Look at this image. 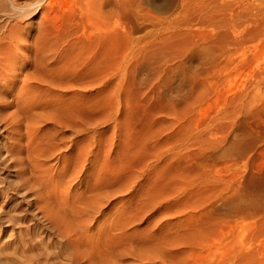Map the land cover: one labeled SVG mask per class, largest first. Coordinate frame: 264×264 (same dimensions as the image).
I'll list each match as a JSON object with an SVG mask.
<instances>
[{"label":"rangeland","instance_id":"obj_1","mask_svg":"<svg viewBox=\"0 0 264 264\" xmlns=\"http://www.w3.org/2000/svg\"><path fill=\"white\" fill-rule=\"evenodd\" d=\"M8 1L0 0V10L10 6ZM36 1L19 0L18 4L26 7ZM54 1L51 6L46 2L31 10H22L29 15H0V27L3 25L0 29V89L5 92L0 94V142L11 141L7 137L12 136L14 141L20 139L26 149L28 142L33 140L30 146L35 161L54 164L56 168L62 165L56 146L63 147L59 141L61 133L70 136L71 132L46 123L48 125L37 139L30 133L33 139L29 141L25 116L35 98L41 103L33 108L34 113L52 111L50 99L33 92L30 85L35 87V79L40 77H37L40 72L35 70L40 61L35 50L38 32L47 29L54 36L59 33L62 40L56 75L64 78V85L75 80L79 85H72V88L62 85L56 89V93L62 96L60 102L69 106L78 104L75 107L82 112L84 108L85 112L92 111V127L104 131L110 138L109 164L116 165L124 153L128 156H125L127 160L123 156L126 180L122 184V197L114 196L110 200L112 209L102 218L107 221V230L111 229L109 234H113V230L115 234L121 220L119 210L125 211V264H160L146 260L140 262L137 257L141 255L168 257L172 264H264V188H261L264 187V28L252 40L247 37L237 50L238 45L230 44L228 52L234 51V55L227 64L222 61L220 67L212 71L211 65L190 57L188 45L195 40L194 32H202L196 36L199 40L205 29L197 20L188 22L192 17L189 13L186 14L189 18L183 15L181 0H126V11L116 8L115 0H107L105 8L118 12L111 16L85 15L88 12L86 0ZM107 25L115 30H108ZM105 29L112 35L111 38L108 36L109 43L101 38ZM188 31H193V35ZM167 36L170 38L164 42ZM106 44L110 45L109 50L105 47L108 54L103 50ZM144 50L153 54V58L143 59ZM160 50L161 54L164 53L162 57ZM190 65L198 67L197 72H194L195 66L191 68ZM172 66L175 67L174 74H169L168 68ZM250 83L254 86L243 102L246 110H241L237 116L233 105L238 99L236 95L240 96L241 90ZM83 84L89 86V93H86V86L84 90L81 88ZM201 90L207 91V95ZM192 91L194 94L199 91L201 96L196 97L198 93L194 96ZM110 93L115 95L108 96ZM3 115L9 116L7 123L1 120ZM14 122L18 124L14 126ZM234 133L239 134L237 138L241 144L231 155H218L221 149L230 145ZM18 155L22 157L21 162L14 158L8 164H0V181L5 177L16 180L21 167H25L29 174L35 173L27 154ZM48 177L61 191L71 185L72 194L86 181L68 184L66 181L71 180L72 175L62 170L50 171ZM236 186L257 197L256 211L254 208L236 211L225 203L222 197L229 188ZM255 192L259 195L256 196ZM119 200L123 203L119 204ZM17 202L14 197L5 207L15 217H19L20 212ZM33 222L36 224L32 230L34 234L45 240L54 239L41 222ZM12 230L6 228V236Z\"/></svg>","mask_w":264,"mask_h":264},{"label":"bare ground","instance_id":"obj_2","mask_svg":"<svg viewBox=\"0 0 264 264\" xmlns=\"http://www.w3.org/2000/svg\"><path fill=\"white\" fill-rule=\"evenodd\" d=\"M86 1L85 3H87L86 8H88V12L86 11L84 13L85 15L86 14L88 15H109L110 14L109 16H111V14L113 13V11L108 10L110 9L109 6H108L109 7L108 9L105 8L106 7L105 3L107 0H86ZM125 1L126 0H115L116 8H118L119 10L124 9V7H126ZM8 2H10V6L4 7L3 10L1 9L0 11H3V12L0 13V15H29V14H25L24 12H22V10L23 11H28L29 9L31 10L32 8H36L38 6L44 5L46 2H48L47 6H51L53 5V2L55 1L54 0H50V1L49 0H37L35 3L28 5L26 7H21L18 4L19 0H9ZM181 3H182L181 11L184 12V14L183 13L182 14L188 15L189 13V15L192 17L190 18V20H188V22L191 21L192 19L194 20V22L197 20V22H200V24L205 29L204 36L199 40H196V36H198V34L202 32L200 31L198 32V34L197 32H194L196 33L195 40H193V42H191L188 45L190 46L189 47L190 57L198 58L200 61L203 62V64L211 65L212 71L213 69L215 70L217 67H220L222 61H225V64H227L228 61L232 58V56L234 55V51L228 52V49H227L230 44L238 45L236 46V50H237L239 47L244 45V42L247 39V37L252 40L253 38H255V35L259 32H262L264 28V0H181ZM11 8H13V10ZM125 9L124 11H126ZM115 12L116 11H114L113 13L114 15L118 13V12L116 13ZM43 15H46V11H43ZM121 15H123V12ZM189 17L187 16L185 18H189ZM188 22L187 21L186 23L184 22L185 25H187ZM2 24H4V22ZM191 25H193V23ZM1 27H3V25ZM106 27L108 30H111V31L115 30V28L114 29L108 28L109 27L108 25ZM112 28H113V25H112ZM171 28L172 27H168L169 30H173ZM122 29H125V28L123 27ZM125 30H123V32ZM125 32H128V31H125ZM192 32L193 31H191L190 33L192 34ZM56 34L57 35L54 36V34L48 31L47 29H42L40 30V32H38L35 50H36L37 55H39L40 61H38L37 66H36L37 69L35 70L37 72H40V75L36 74L37 77L39 76L40 77L38 79L37 78L35 79V84H37L35 87L33 85H30L31 87H33L32 89L33 92H39L40 96L43 94V96H45L46 99H50L49 104L52 107V111L46 114L45 113H42V114L34 113L33 108L38 103H41L38 98H35L34 102L31 105V109L30 107H28L26 112L24 111L25 116L28 121L26 127H27V130L29 131L28 132L29 141H31L33 138L37 139L39 137V133L46 127V125H48L46 123H49L50 125H53L60 130H63V129L69 130L71 132V135L66 136V134L64 133L60 134L59 141L63 143V147L56 146L58 153H60V157L58 158L62 159L61 161L62 165L59 168L58 167L56 168V165L54 164H49V163L39 164L37 160L35 161V159L32 158L33 150L30 144L33 140L31 142H28L26 149L21 144L20 139L14 141V139L11 138L12 136L7 137V139H12L11 141L5 142L6 140H3V142H0V164H8V162L14 158L19 159L21 162L22 157L19 156L18 154L26 153L31 161L32 167L35 170V173L29 174L28 172H26L25 167H21L18 170L19 173H18L16 180H10V178L8 179V177L7 178L5 177L0 181V193L2 195V198L0 200V264H125V257H126L125 244L127 243L126 226L124 225L125 211L123 209L119 210L118 215H119V219L121 220L116 228L117 232L115 234H114V230H113V234H109L110 233L109 231L111 229L109 228L108 229L109 231L107 230L106 228L107 221L105 220L102 221V218L103 217L105 218L110 213L109 209H112L110 207L111 205L110 200L114 196L122 197V194H123L122 184H124L123 181L126 180L124 178V175H125L124 165H126L125 161L127 160L128 156L123 151L124 155L120 153L121 154L120 156L122 155L124 157L127 156L125 157L126 158L125 161L123 160L124 157L122 156L119 158L116 165L114 163H113L114 166L109 164V157H110V154H109L110 146L109 145H111V142L109 144L110 138L107 137L109 135L106 136V133L104 131L96 130V128L92 127V125H94V124H91V122L94 120V119L92 120V118L90 117L91 115L90 112L92 111H89V110L86 111V112H89V114L87 113L88 114L87 115L85 114L86 113L85 108L84 110L81 108L84 111L82 112L81 110L75 107L78 104L75 106H71V105L69 106L67 105L68 103L60 102L62 99V96L56 93V89H60V87L64 85L65 83L64 81H62V79L64 78L61 79L60 77H58V75H56L59 70V64H57L58 62L57 60L60 58L59 49H60V44H61L60 40H62L60 39L59 33H56ZM127 34L125 33L124 35H127ZM108 36L112 37V35L111 34L109 35L106 30V33H104L101 38L104 39L106 42H108L107 41ZM179 36L180 35H178V38H180ZM168 38H170V36L164 37V42ZM186 39H188V37H186ZM192 39H194V36L193 38L191 37L190 41H192ZM104 40H102L103 43H104ZM107 45L108 44H106L104 48L107 47L108 49L110 45L108 46ZM165 46L167 47V45ZM162 47L164 48V46ZM147 49L148 48H146V50ZM186 49H188V47ZM103 50H106V48ZM147 51L144 50V52L146 53L145 54L143 53L144 55L142 58L145 60H150L153 58V54L147 53ZM180 51H183V50L180 49ZM159 52H160L159 54H161V50ZM177 52L175 51V53ZM106 53H107V50H106ZM107 54H106V57L108 56ZM162 54H161V57H162ZM102 57H103V54H102ZM52 61L55 62V65L52 64ZM92 63H94V61ZM154 65L155 64H153V66ZM173 66L168 68L169 74L175 71V67L173 68ZM192 66H195V65H192ZM197 68L195 66L194 70ZM194 72H197V71L195 70ZM24 76L27 77L26 75ZM105 76H108V75H105ZM101 77L103 78L102 75ZM70 83L71 82L69 83L66 82V85L64 86H67V88H72L73 86H77L76 83H78V81L76 82L75 80L74 83L72 84ZM100 83L101 82L97 84L99 85ZM122 83L123 84L121 86L123 87L124 81ZM85 86L83 84L81 88H83L84 90ZM252 86L254 85H251L250 83V86L248 87L246 86L245 90H241L240 96L236 95L238 96L237 100H235L236 97L234 98L233 96L234 98L233 100H235L236 103L239 101V98H240V101H239L240 103H237V104L235 102H234L235 104L233 103V105H235L234 113L237 114V116L241 110H244V111L246 110L243 105V102L244 100H246L247 96L249 95ZM43 87H46V88L42 89ZM88 87L86 86V93L90 92V90H88L89 89ZM177 90H178V87H177ZM199 91H200V88H199ZM4 93H5L4 90L0 89V94H4ZM114 93L116 94V92ZM114 93L112 94L115 95ZM191 93H193V91ZM204 93L205 91L203 92V94ZM206 93H205V96L207 95ZM112 94L110 93L108 96ZM195 94L193 93L194 96ZM105 95L107 94L105 93L103 95L106 98ZM197 95L198 96L196 97L198 98L201 96L199 95V93ZM173 98H174V95H173ZM169 100L170 99H168L167 101L169 102ZM42 104L44 105L45 103H42ZM134 108H132V110ZM86 109H89V107L88 108L86 107ZM127 111H128V108H127ZM133 111L131 112V115L133 114ZM127 115L128 114H126V116ZM3 116L1 117L2 118L1 120L7 123L8 122L7 117L9 116L7 117H5L6 115L4 117ZM139 118H140V115H139ZM235 120L236 119H234V122L236 123ZM10 121L11 120H9V122ZM133 121L134 120H132L131 122ZM18 122H14V126H16ZM6 123L4 125H6ZM232 127L234 126L232 125ZM30 133L32 134L33 138L30 137ZM235 134L236 133H234V136H232L233 138H232L230 145L224 148L223 150L221 149V152H219L218 155L225 156L227 154L229 155L231 152L234 153L233 151L239 146L238 144L241 141L240 138L239 139L237 138L238 137L237 135L239 134H236V135ZM235 153L236 155H238L237 154L238 152H235ZM57 170H62V172L67 171L71 173L72 179L69 181L68 180L66 181V183L68 184H72L73 181H75L76 183L77 182L79 183L85 179L86 181L83 183L82 188L77 190L75 194H72L71 185H68V188L66 187L64 191H61V189H59V186L56 184V182L53 179H50L48 177V173L50 171H57ZM260 178H263V177L261 176ZM262 180H263L262 182H264V179ZM259 182L260 180L258 181V183ZM258 185L260 186V184ZM261 188H264V187H261ZM254 190L255 189L253 190L251 189V191H254ZM246 191L243 189V187H240V186L231 187L229 188L228 192L222 198H224L225 203L229 207H232L236 211L245 212V211H248V208L251 211L252 208L255 209V207H257L258 201H257V197L256 198L255 196L252 197V194L251 193L248 194ZM257 195L259 194L256 193V196ZM14 197L18 199L17 209L20 210L19 217H15L11 215V213L5 210V207L7 206V204ZM120 203H123V201L119 200V204ZM259 204L261 205V203ZM33 221L41 222L43 228L46 229L47 232H50L54 236V239L52 241L45 240L43 237H40L34 234L32 230L36 226V224ZM6 228H13L9 236H6V231H5ZM17 228H19V230H16ZM106 230H107L108 237L105 235ZM7 237H10V238H7ZM196 237L197 236H195V238ZM161 257L163 258L164 256H161ZM167 258L161 259L153 255L152 256L141 255L137 257V260L140 262L146 260V261H154L156 263L159 262L160 264H172V262ZM220 261L223 262V260H220Z\"/></svg>","mask_w":264,"mask_h":264}]
</instances>
